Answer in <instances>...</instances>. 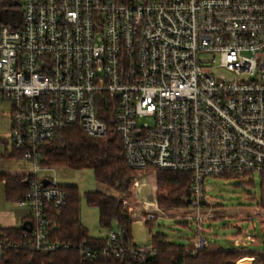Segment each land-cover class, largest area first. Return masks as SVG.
Instances as JSON below:
<instances>
[{
  "label": "built area",
  "instance_id": "built-area-1",
  "mask_svg": "<svg viewBox=\"0 0 264 264\" xmlns=\"http://www.w3.org/2000/svg\"><path fill=\"white\" fill-rule=\"evenodd\" d=\"M19 3L18 23L0 26V103L9 104L11 151L31 163L27 200L15 203L28 208L31 231L1 239L0 259L8 250L69 248L48 238L49 212L65 207L67 193L45 174L54 169L40 164V148L73 125L104 138L108 126L100 117L106 116L130 168L190 173L195 250L209 245L201 227L213 218L201 212L207 177L229 173L251 182L259 174L257 207L264 216V0ZM216 58L230 76L207 69ZM137 181L130 197L139 190ZM126 198L122 204L132 220L136 214ZM144 200L138 201L144 222L165 212L155 198ZM259 228L264 235V224ZM122 235L111 229L108 247L82 244L83 254L153 253L150 246L119 249ZM258 238L241 233L233 244L248 247Z\"/></svg>",
  "mask_w": 264,
  "mask_h": 264
},
{
  "label": "trees",
  "instance_id": "trees-1",
  "mask_svg": "<svg viewBox=\"0 0 264 264\" xmlns=\"http://www.w3.org/2000/svg\"><path fill=\"white\" fill-rule=\"evenodd\" d=\"M21 15V5L18 0H0V26L13 28V22L18 23ZM108 126L104 138L88 137L77 126H68L59 130L55 136L43 143L40 148V164L49 168H71L92 170L94 180L112 190L119 196H111L100 191L85 192L87 206L98 210V224L105 231L121 229L123 235L116 246L119 249L136 246L132 239V220L127 209L122 204L123 197H130L131 188L137 180L139 171L127 165L122 141L116 133L110 117H100ZM19 158V154H13ZM155 172V200L162 211L186 209L189 206L191 175L188 172L151 170ZM229 173L219 176L227 177ZM235 175V174H234ZM238 177V175H235ZM28 176L0 175L4 185L5 200L9 203L26 201L28 187L24 183ZM67 193L65 207L49 212L51 224L48 238L61 243H69L67 249H59L49 253H39L29 249L8 250L0 259V264H238L242 259H255L264 264V244L260 250H250L248 247L217 248L213 244L197 251L192 242L178 244L167 239L161 233L151 237L153 253L146 251L143 256L131 257L124 252L116 257L114 253L108 256L86 257L81 248L104 249L108 247L109 238L91 237L79 219L80 195L77 187H63ZM146 226L151 221L144 222ZM184 228L191 229V223L180 222ZM24 231L21 227L0 228V240L6 238L20 239ZM242 231L237 228L235 237ZM240 264H251V260H242Z\"/></svg>",
  "mask_w": 264,
  "mask_h": 264
},
{
  "label": "rangeland",
  "instance_id": "rangeland-1",
  "mask_svg": "<svg viewBox=\"0 0 264 264\" xmlns=\"http://www.w3.org/2000/svg\"><path fill=\"white\" fill-rule=\"evenodd\" d=\"M21 2V0H18ZM215 77L230 74L219 65V60L216 58L214 62H210L207 66ZM10 148V129H9V104L7 102L0 103V175L24 172L28 174L31 171V163L25 159H8L5 150V145ZM48 177L53 178L58 185L75 186L80 195L79 203V219L83 226L87 229L91 237H105L107 231L100 228L98 224V210L87 206L84 193L100 191L107 195L120 196L112 189L99 184L94 180L92 170L85 168L76 170L71 168H55L53 171L45 173ZM144 178L145 200L149 201L154 197L156 191L155 172L138 173L137 180ZM252 181L247 182V178L229 174L227 177H207L205 179V200L206 204L202 208V215L211 214V220H204L201 227L204 231V237L209 243L217 248L230 249L233 246L236 229L239 228L242 234L259 235L256 244H249L250 250H260L264 244V235H261L259 224L263 222V213L259 211L261 199V178L259 174L251 175ZM139 191V190H138ZM133 192L132 196L126 198L132 213V239L136 246L145 247L151 246V237L156 233H161L168 240L178 243L187 244L192 241L195 235L196 225L188 219L193 216L191 209L169 210L163 213H155L156 218L151 221L149 226H146L144 219V205L139 203L140 193ZM149 195V197H148ZM148 197V198H147ZM124 198V197H123ZM144 200V201H145ZM152 202V201H151ZM149 204V202H147ZM152 205V204H151ZM258 206V207H257ZM3 208L8 211H25V208H16L12 203L5 200L4 185L0 182V210ZM187 218V219H186ZM191 223V229L184 228L180 222ZM255 228L253 231L252 228ZM251 260L252 264H260L255 259ZM240 260L238 264L242 261Z\"/></svg>",
  "mask_w": 264,
  "mask_h": 264
},
{
  "label": "crops",
  "instance_id": "crops-1",
  "mask_svg": "<svg viewBox=\"0 0 264 264\" xmlns=\"http://www.w3.org/2000/svg\"><path fill=\"white\" fill-rule=\"evenodd\" d=\"M5 150H6V153H7V155H5V156L8 159H11V158L22 159L23 158L20 155H19V158L13 156V154H16V153H13L9 149V147H8L7 144L5 145ZM24 174H26V173H24V172H18V173H14V174L11 173V174H8V175H24ZM15 203H13V205L16 208H25V211H17V212H14L15 211L14 210V211L5 212V210L3 208H1V210H0V228H17V227H21L23 223L29 221V218H28V216H29L28 215V208L27 207H17L15 205ZM258 237H259V235H258ZM233 246H234V244H233ZM234 247H236V246H234ZM236 248H238V247H236Z\"/></svg>",
  "mask_w": 264,
  "mask_h": 264
},
{
  "label": "bare ground",
  "instance_id": "bare-ground-1",
  "mask_svg": "<svg viewBox=\"0 0 264 264\" xmlns=\"http://www.w3.org/2000/svg\"><path fill=\"white\" fill-rule=\"evenodd\" d=\"M144 178H142V179H139L138 181H137V184H136V186L138 187V189H139V191H138V193H140V195L143 197L144 195H145V190H143V189H147V186H144ZM147 190H149V189H147ZM148 197H149V195H148Z\"/></svg>",
  "mask_w": 264,
  "mask_h": 264
},
{
  "label": "water",
  "instance_id": "water-1",
  "mask_svg": "<svg viewBox=\"0 0 264 264\" xmlns=\"http://www.w3.org/2000/svg\"><path fill=\"white\" fill-rule=\"evenodd\" d=\"M21 228L23 231H28V232L31 231V222L28 221L23 223Z\"/></svg>",
  "mask_w": 264,
  "mask_h": 264
}]
</instances>
